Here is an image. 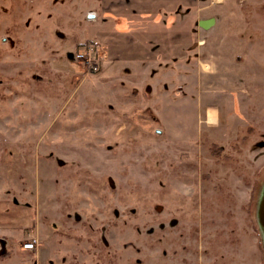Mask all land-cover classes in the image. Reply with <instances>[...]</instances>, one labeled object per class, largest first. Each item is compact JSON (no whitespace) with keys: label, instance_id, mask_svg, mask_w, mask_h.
<instances>
[{"label":"rangeland","instance_id":"374dc122","mask_svg":"<svg viewBox=\"0 0 264 264\" xmlns=\"http://www.w3.org/2000/svg\"><path fill=\"white\" fill-rule=\"evenodd\" d=\"M226 1L264 50V0ZM123 2L0 0V198L40 242L0 264H264V62L214 77L185 39L203 14L175 17L160 61Z\"/></svg>","mask_w":264,"mask_h":264},{"label":"crops","instance_id":"0c3cea01","mask_svg":"<svg viewBox=\"0 0 264 264\" xmlns=\"http://www.w3.org/2000/svg\"><path fill=\"white\" fill-rule=\"evenodd\" d=\"M123 1V8L126 7L123 12V15L126 16L125 18H127L129 22H135L136 20L138 22V24L129 25L126 29V31L129 32L127 34H132V36L136 35L141 39L142 42L140 41L141 44L139 48H145L144 54H147L148 51L149 54H152L151 49L154 48V54L160 61L165 54L169 55L167 51L168 48L172 50L171 47L167 46L163 48V46H161L163 39H166V37L163 36V32L185 30L184 28L176 29L174 23L176 21L178 22V20L183 21L189 16L195 18L203 14V19L198 22L199 25L201 26L202 22L210 20H213L212 23L208 24L206 27H202L204 33H202V30L193 26L192 30H189L190 34L185 38L192 39V43L190 46L189 44L184 45L183 48H185L184 50L188 49L187 46H189V50L194 48L195 34H198L200 39L203 38L204 42L202 47L207 52L202 54L206 55H204V57L202 56L200 58L198 55V60L199 62H205L211 56L215 58L213 64H216L215 70L217 75L214 77L225 80L231 77L242 79L245 75H252L255 72V68L264 62L262 61L261 55L264 54V50H261L256 43H253L249 39H244L241 36L247 27L245 30L243 29L242 25H245L242 24L243 15L240 8L238 9L237 5H234L235 3L232 4V2H227L226 0ZM119 12L120 11H115L113 15H118ZM205 12H212V14L208 17H204L207 15ZM138 16L140 17L139 19L136 18ZM176 16L180 18L177 20L175 18ZM122 18L123 20L125 19L124 17ZM169 19L170 23H168ZM173 20L176 21L174 22ZM153 32H162L160 36L163 37L158 38ZM152 36L154 38L153 41L158 38V42L156 41V46L150 48L149 44L152 42ZM143 43L144 45H142ZM229 52L234 53V55H229ZM186 62L188 63L189 61L187 60ZM217 117L218 119L220 118L219 109L217 110ZM34 224L35 218L29 208L17 204L12 199L0 198V250H2L4 254L8 253L10 248L14 247L22 260L36 256L30 251L22 249V243L27 239L24 231L35 227ZM47 253L46 249H44L43 252L37 253V256L39 258H44L45 262H47Z\"/></svg>","mask_w":264,"mask_h":264},{"label":"built area","instance_id":"2783aa9c","mask_svg":"<svg viewBox=\"0 0 264 264\" xmlns=\"http://www.w3.org/2000/svg\"><path fill=\"white\" fill-rule=\"evenodd\" d=\"M88 53H92L91 50L88 51ZM84 56V53H77L76 60L81 59V57ZM39 238L36 236H30L26 242L23 243V249L27 251H36L39 246Z\"/></svg>","mask_w":264,"mask_h":264},{"label":"water","instance_id":"95a60500","mask_svg":"<svg viewBox=\"0 0 264 264\" xmlns=\"http://www.w3.org/2000/svg\"><path fill=\"white\" fill-rule=\"evenodd\" d=\"M212 21L213 20L202 22V25L206 27L208 24L212 23ZM258 216H259V222L262 227L263 234H264V194L259 204Z\"/></svg>","mask_w":264,"mask_h":264}]
</instances>
